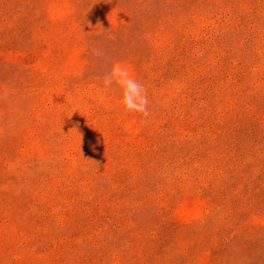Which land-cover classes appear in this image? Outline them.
I'll return each mask as SVG.
<instances>
[{"label":"rangeland","instance_id":"rangeland-1","mask_svg":"<svg viewBox=\"0 0 264 264\" xmlns=\"http://www.w3.org/2000/svg\"><path fill=\"white\" fill-rule=\"evenodd\" d=\"M0 264H264V0H0Z\"/></svg>","mask_w":264,"mask_h":264},{"label":"clouds","instance_id":"clouds-1","mask_svg":"<svg viewBox=\"0 0 264 264\" xmlns=\"http://www.w3.org/2000/svg\"><path fill=\"white\" fill-rule=\"evenodd\" d=\"M103 85L106 88L117 86L121 90V104L124 110L138 114L142 122H147L150 116L147 89L126 65L119 62L113 64L110 73L103 78Z\"/></svg>","mask_w":264,"mask_h":264}]
</instances>
